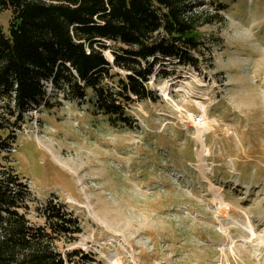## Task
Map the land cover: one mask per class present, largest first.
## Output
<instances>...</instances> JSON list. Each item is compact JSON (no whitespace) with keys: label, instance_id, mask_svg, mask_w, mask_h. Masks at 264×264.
Returning <instances> with one entry per match:
<instances>
[{"label":"rangeland","instance_id":"obj_1","mask_svg":"<svg viewBox=\"0 0 264 264\" xmlns=\"http://www.w3.org/2000/svg\"><path fill=\"white\" fill-rule=\"evenodd\" d=\"M188 2L204 44L193 55L199 67L156 64L153 98L127 110L132 126L52 86L48 105L23 116L0 99V136L14 140L31 194L28 219L43 225L39 211L54 201L81 225L63 251L82 249L99 264H264V0ZM11 18L0 15L5 33ZM49 144L62 159L97 151L101 167L93 173L85 161L83 177H69Z\"/></svg>","mask_w":264,"mask_h":264},{"label":"trees","instance_id":"obj_2","mask_svg":"<svg viewBox=\"0 0 264 264\" xmlns=\"http://www.w3.org/2000/svg\"><path fill=\"white\" fill-rule=\"evenodd\" d=\"M188 5L0 0V15L12 14L7 33L0 23V99L23 116L31 104L48 105L52 86L69 100H88L114 124L132 126L127 110L153 98L148 83L156 64L168 59L199 67L193 55H202L204 44ZM14 144L0 136V264H99L93 253L62 250V243H74L82 233L64 204L49 201L39 211L43 225L28 219L31 194L14 167Z\"/></svg>","mask_w":264,"mask_h":264},{"label":"bare ground","instance_id":"obj_3","mask_svg":"<svg viewBox=\"0 0 264 264\" xmlns=\"http://www.w3.org/2000/svg\"><path fill=\"white\" fill-rule=\"evenodd\" d=\"M208 133H210V127L207 123H205L204 126H202L199 129V136L202 137V141H204V137ZM45 150L47 152L50 150L51 153L48 152V154L50 155L52 162L56 164L57 166H59L64 173H67L69 177L76 175L77 178H79L80 180L83 177L81 175L82 173L80 172V168L84 167L85 161H87L88 164L93 166V173H96V171L99 170L101 167V165L95 164L97 163L95 162V160H100V157H99L100 155L97 153V151L88 150L86 152H81L79 150H75L76 151L75 159L71 158V156L69 158L62 159V158H59L57 154L54 152V150L52 149V144H49L48 148H45ZM73 183L75 185V190L77 192L81 190L78 187L77 181L74 180ZM89 204H90L89 206L90 211H92L93 208H91V203L89 202ZM93 212L96 213V211H93ZM221 214L225 215L227 214V212L224 210V211H221ZM229 240L232 241L231 237H229ZM105 259L109 264H122L119 260L115 259L114 257L105 258Z\"/></svg>","mask_w":264,"mask_h":264}]
</instances>
